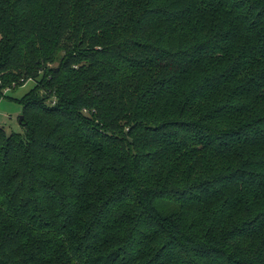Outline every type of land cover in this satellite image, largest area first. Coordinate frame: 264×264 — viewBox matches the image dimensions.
Wrapping results in <instances>:
<instances>
[{"label": "trees", "instance_id": "trees-1", "mask_svg": "<svg viewBox=\"0 0 264 264\" xmlns=\"http://www.w3.org/2000/svg\"><path fill=\"white\" fill-rule=\"evenodd\" d=\"M0 264H264V0H0Z\"/></svg>", "mask_w": 264, "mask_h": 264}, {"label": "rangeland", "instance_id": "rangeland-1", "mask_svg": "<svg viewBox=\"0 0 264 264\" xmlns=\"http://www.w3.org/2000/svg\"><path fill=\"white\" fill-rule=\"evenodd\" d=\"M34 87V82H28L15 91L5 93L4 99L0 102V125L5 128L8 134L24 133V129L20 125V117L23 115L24 106L20 100Z\"/></svg>", "mask_w": 264, "mask_h": 264}, {"label": "water", "instance_id": "water-1", "mask_svg": "<svg viewBox=\"0 0 264 264\" xmlns=\"http://www.w3.org/2000/svg\"><path fill=\"white\" fill-rule=\"evenodd\" d=\"M23 120H24V116H21V117H20V123H22Z\"/></svg>", "mask_w": 264, "mask_h": 264}, {"label": "built area", "instance_id": "built-area-1", "mask_svg": "<svg viewBox=\"0 0 264 264\" xmlns=\"http://www.w3.org/2000/svg\"><path fill=\"white\" fill-rule=\"evenodd\" d=\"M0 124H1V121H0Z\"/></svg>", "mask_w": 264, "mask_h": 264}]
</instances>
